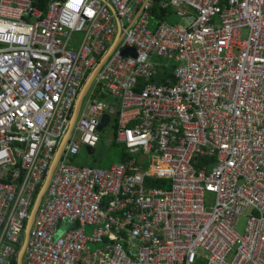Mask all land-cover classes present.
Segmentation results:
<instances>
[{"label": "built area", "instance_id": "1", "mask_svg": "<svg viewBox=\"0 0 264 264\" xmlns=\"http://www.w3.org/2000/svg\"><path fill=\"white\" fill-rule=\"evenodd\" d=\"M156 6L185 24L160 22ZM118 33L24 264H264V0H49L45 11L0 0V264L17 259L80 92ZM105 115L129 157L77 164L96 153ZM61 222L80 227L57 237Z\"/></svg>", "mask_w": 264, "mask_h": 264}, {"label": "water", "instance_id": "2", "mask_svg": "<svg viewBox=\"0 0 264 264\" xmlns=\"http://www.w3.org/2000/svg\"><path fill=\"white\" fill-rule=\"evenodd\" d=\"M122 40V37L120 36V33H118V36H117V39L114 43V45L110 48V50L105 54V56L100 60L99 64L97 65V67L94 69V71L91 73V75L89 76L87 82L85 83L84 87L82 88L81 92H80V95L77 99V102H76V105H75V108H74V111H73V114H72V118L70 120V126H69V129L57 151V154H56V157H55V160L53 161L51 167H50V170L47 174V177H46V180L37 196V199L35 201V204H34V207H33V210H32V213H31V216H30V219L28 220L27 222V225L24 229V240H23V245H22V248L18 254V257H17V264H24V257H25V253H26V249H27V245H28V242H29V237H30V232H31V228H32V225H33V222L36 218V214L38 212V209L47 193V190H48V187L50 185V182L52 180V177L56 171V168L60 162V159L62 157V154L65 150V147L71 137V134H72V131L74 129V126L76 125V122L78 120V117H79V114H80V111H81V108H82V105L84 103V100L95 80V78L97 77L98 73L101 71V69L103 68V66L107 63L109 57L111 56V54L113 53L115 47L118 45V43ZM124 55L129 57H136V51L135 49H126L123 51ZM111 124H114V122L111 120L110 116L108 115H105L101 121V124L98 128V131L99 133H102L105 131L106 128H108ZM87 153L89 155H94L95 154V150L94 149H91V148H88L87 149ZM59 232L60 234L57 235V237H60L62 235V233H65V232H68L70 230H74V229H78L80 226H79V223H68V222H61V224L59 225Z\"/></svg>", "mask_w": 264, "mask_h": 264}, {"label": "rangeland", "instance_id": "3", "mask_svg": "<svg viewBox=\"0 0 264 264\" xmlns=\"http://www.w3.org/2000/svg\"><path fill=\"white\" fill-rule=\"evenodd\" d=\"M175 16V15H174ZM178 28H181L185 21L179 19L175 16L173 23H170ZM112 124L101 133L104 136V141L99 144V147L94 155H89L86 150H83L81 155L78 158L77 164L85 166H93L95 161H99L101 164L98 167L103 169H110L114 164L121 162L123 158V149L120 146H112L110 140L113 136L112 134ZM252 213L251 209L245 211L244 215L240 218L236 231L240 235L245 234V229L247 227V222L250 214ZM92 228H89L91 231ZM60 234V232H59Z\"/></svg>", "mask_w": 264, "mask_h": 264}, {"label": "trees", "instance_id": "4", "mask_svg": "<svg viewBox=\"0 0 264 264\" xmlns=\"http://www.w3.org/2000/svg\"><path fill=\"white\" fill-rule=\"evenodd\" d=\"M35 1V6L38 7L39 9L45 11L46 7H47V2L49 0H34ZM152 15L155 16L160 22H164V21H168L169 23H173L174 18H175V14L171 9H159L158 6H156L153 11H152ZM167 74H169V76L171 78H173V73L171 71H168ZM155 82V81H154ZM145 82L141 81L139 83V88L141 91L143 89V87H145ZM112 129V134L116 136V131L118 129V121H115V124L111 127ZM104 141V136L103 134L101 135V142ZM112 146H120L123 149V158H122V162L125 161L129 155L126 151V147L123 145H119L117 143H112ZM101 163L99 161H95L93 166H98ZM43 186V185H42ZM147 186L148 187H158V188H169L170 187V182L169 180H154L152 177H148L147 178ZM42 188V187H41ZM41 190V189H40ZM40 192V191H39ZM39 194V193H38ZM38 196V195H37ZM37 199V198H36ZM24 240V239H23ZM23 240L22 243L20 245H18V251L20 252L22 245H23ZM14 264H17V259L14 260Z\"/></svg>", "mask_w": 264, "mask_h": 264}, {"label": "crops", "instance_id": "5", "mask_svg": "<svg viewBox=\"0 0 264 264\" xmlns=\"http://www.w3.org/2000/svg\"><path fill=\"white\" fill-rule=\"evenodd\" d=\"M122 162V161H121ZM121 162H119V163H121Z\"/></svg>", "mask_w": 264, "mask_h": 264}]
</instances>
